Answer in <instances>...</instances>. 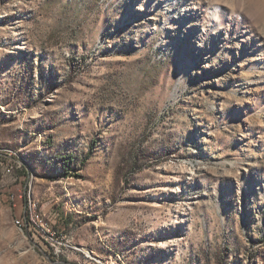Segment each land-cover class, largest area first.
<instances>
[{
    "label": "rangeland",
    "instance_id": "1",
    "mask_svg": "<svg viewBox=\"0 0 264 264\" xmlns=\"http://www.w3.org/2000/svg\"><path fill=\"white\" fill-rule=\"evenodd\" d=\"M0 264H264V0H0Z\"/></svg>",
    "mask_w": 264,
    "mask_h": 264
},
{
    "label": "built area",
    "instance_id": "2",
    "mask_svg": "<svg viewBox=\"0 0 264 264\" xmlns=\"http://www.w3.org/2000/svg\"><path fill=\"white\" fill-rule=\"evenodd\" d=\"M18 220L25 226L26 229L28 228V221H24V218L23 219L18 218Z\"/></svg>",
    "mask_w": 264,
    "mask_h": 264
},
{
    "label": "bare ground",
    "instance_id": "3",
    "mask_svg": "<svg viewBox=\"0 0 264 264\" xmlns=\"http://www.w3.org/2000/svg\"><path fill=\"white\" fill-rule=\"evenodd\" d=\"M16 222L19 223V220L17 219Z\"/></svg>",
    "mask_w": 264,
    "mask_h": 264
}]
</instances>
